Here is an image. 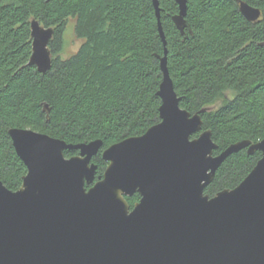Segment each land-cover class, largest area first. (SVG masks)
I'll list each match as a JSON object with an SVG mask.
<instances>
[{
  "label": "trees",
  "instance_id": "1",
  "mask_svg": "<svg viewBox=\"0 0 264 264\" xmlns=\"http://www.w3.org/2000/svg\"><path fill=\"white\" fill-rule=\"evenodd\" d=\"M260 17L247 20L236 0H186V37L171 16L175 0H159L165 47L152 0H0V180L16 190L27 168L8 128H30L67 143L102 140L92 157L95 180L107 162L101 151L159 121V58L167 68L180 106L202 114L218 154L229 144L264 137V0H243ZM53 27L52 65L40 73L28 64L30 21ZM73 21L77 49L58 53ZM198 133L192 135L197 136ZM77 150H64L70 157ZM261 157L246 149L228 156L205 187L210 196L235 187ZM88 188L89 186L86 185ZM139 195L127 196L133 207Z\"/></svg>",
  "mask_w": 264,
  "mask_h": 264
},
{
  "label": "water",
  "instance_id": "2",
  "mask_svg": "<svg viewBox=\"0 0 264 264\" xmlns=\"http://www.w3.org/2000/svg\"><path fill=\"white\" fill-rule=\"evenodd\" d=\"M175 1L171 18L186 37V0ZM236 2L247 20L260 17L258 7ZM152 4L165 47L159 0ZM30 29L28 64L44 74L54 29L35 18ZM166 53L157 55L159 121L104 148L107 166L96 180L92 157L101 139L67 143L8 128L27 171L16 190L0 180V264H264V137L214 154L212 132L202 129L207 108L180 106ZM67 149L78 152L66 157ZM242 149L261 152L250 172L233 188L205 193L221 163ZM134 193L139 200L130 209L126 197Z\"/></svg>",
  "mask_w": 264,
  "mask_h": 264
},
{
  "label": "rangeland",
  "instance_id": "3",
  "mask_svg": "<svg viewBox=\"0 0 264 264\" xmlns=\"http://www.w3.org/2000/svg\"><path fill=\"white\" fill-rule=\"evenodd\" d=\"M73 27L74 24L71 19L68 21L63 32V45L58 53L60 56H68L77 49L80 43V40L75 36Z\"/></svg>",
  "mask_w": 264,
  "mask_h": 264
},
{
  "label": "flooded vegetation",
  "instance_id": "4",
  "mask_svg": "<svg viewBox=\"0 0 264 264\" xmlns=\"http://www.w3.org/2000/svg\"><path fill=\"white\" fill-rule=\"evenodd\" d=\"M134 194H136V193H134ZM137 194H138V193H137ZM138 195H139V194H138ZM131 196H132V195H131ZM138 200H139V198H138ZM138 200H137V201H138ZM137 201H136V202H137ZM133 206H134V205H133ZM132 208H133V207H130V209H132Z\"/></svg>",
  "mask_w": 264,
  "mask_h": 264
},
{
  "label": "bare ground",
  "instance_id": "5",
  "mask_svg": "<svg viewBox=\"0 0 264 264\" xmlns=\"http://www.w3.org/2000/svg\"><path fill=\"white\" fill-rule=\"evenodd\" d=\"M159 116V115H158ZM12 142V141H11Z\"/></svg>",
  "mask_w": 264,
  "mask_h": 264
}]
</instances>
